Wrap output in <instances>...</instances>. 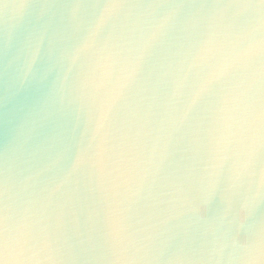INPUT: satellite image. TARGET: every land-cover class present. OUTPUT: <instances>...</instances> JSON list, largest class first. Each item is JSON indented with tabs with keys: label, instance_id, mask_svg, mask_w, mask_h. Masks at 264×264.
Returning <instances> with one entry per match:
<instances>
[{
	"label": "water",
	"instance_id": "water-1",
	"mask_svg": "<svg viewBox=\"0 0 264 264\" xmlns=\"http://www.w3.org/2000/svg\"><path fill=\"white\" fill-rule=\"evenodd\" d=\"M0 264H264L261 0H0Z\"/></svg>",
	"mask_w": 264,
	"mask_h": 264
},
{
	"label": "snow or ice",
	"instance_id": "snow-or-ice-1",
	"mask_svg": "<svg viewBox=\"0 0 264 264\" xmlns=\"http://www.w3.org/2000/svg\"><path fill=\"white\" fill-rule=\"evenodd\" d=\"M261 3H264V0H261ZM0 243H7V240L0 234Z\"/></svg>",
	"mask_w": 264,
	"mask_h": 264
}]
</instances>
